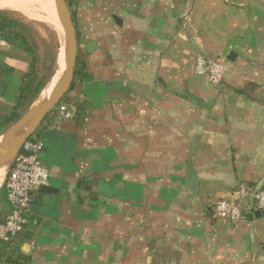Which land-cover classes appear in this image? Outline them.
<instances>
[{
  "label": "crops",
  "instance_id": "1",
  "mask_svg": "<svg viewBox=\"0 0 264 264\" xmlns=\"http://www.w3.org/2000/svg\"><path fill=\"white\" fill-rule=\"evenodd\" d=\"M72 1L88 76L69 95L83 120L49 112L36 129L49 183L9 252L21 264H264V212L212 216L264 178V0ZM201 53L223 60L221 86L196 74ZM32 63L0 31V135Z\"/></svg>",
  "mask_w": 264,
  "mask_h": 264
},
{
  "label": "built area",
  "instance_id": "2",
  "mask_svg": "<svg viewBox=\"0 0 264 264\" xmlns=\"http://www.w3.org/2000/svg\"><path fill=\"white\" fill-rule=\"evenodd\" d=\"M195 72L219 87L224 79V62L201 53L196 57ZM57 113L63 120L72 119L75 103L61 100ZM43 149L44 142L30 135L13 158L4 179L9 209L0 220V238L10 245H14L16 236L28 221L27 214L35 192L49 183V169L41 160ZM257 211L264 212V189L258 190L242 182L236 186L232 198H220L214 202L212 216L235 223L254 216Z\"/></svg>",
  "mask_w": 264,
  "mask_h": 264
},
{
  "label": "water",
  "instance_id": "3",
  "mask_svg": "<svg viewBox=\"0 0 264 264\" xmlns=\"http://www.w3.org/2000/svg\"><path fill=\"white\" fill-rule=\"evenodd\" d=\"M56 10L63 28L65 42L67 44L63 75L56 82L49 98L43 100L36 106L29 107L15 122H13L0 137V167L6 166L7 173L10 164L19 151L22 143L35 133L38 126L45 119L51 109L56 106L69 91L74 80L75 67L78 57V37L73 20L72 12L67 0H55ZM186 94L199 105L209 107L215 102V98L210 96L207 99L191 93L186 89ZM4 173V174H5ZM264 178L259 182L257 189H262ZM262 212L257 211L256 216H261Z\"/></svg>",
  "mask_w": 264,
  "mask_h": 264
},
{
  "label": "rangeland",
  "instance_id": "4",
  "mask_svg": "<svg viewBox=\"0 0 264 264\" xmlns=\"http://www.w3.org/2000/svg\"><path fill=\"white\" fill-rule=\"evenodd\" d=\"M21 1H24L25 3L19 2L20 4H18L21 5L20 7L16 4L13 7H4L5 9L0 8V11L17 19L27 26V29H24L23 33L28 36L27 40L29 46L34 50L36 58L34 72L39 76V78L46 82L43 87L44 89L49 82L52 81V77L55 75L58 64L62 59L60 56V49L63 39L65 40L64 33L61 35L63 28L60 23L58 13H56L57 10L55 9V0ZM69 7L72 12L74 5ZM39 94L35 97L31 106L37 102ZM57 105L54 106L51 111L55 112L59 116L57 113ZM24 112L18 111L19 116L17 117L19 118ZM31 136L38 138L36 133ZM5 171L6 169L2 173L0 188L4 185L3 178Z\"/></svg>",
  "mask_w": 264,
  "mask_h": 264
},
{
  "label": "trees",
  "instance_id": "5",
  "mask_svg": "<svg viewBox=\"0 0 264 264\" xmlns=\"http://www.w3.org/2000/svg\"><path fill=\"white\" fill-rule=\"evenodd\" d=\"M67 1H68L69 6H73L72 0H67ZM72 16L74 20L75 19V9H73L72 11ZM24 29H27V26L25 24L21 23L17 19L10 17L6 15L4 12L0 11V31L3 32V34L5 35V38L9 42L20 46L25 51L30 53L33 58V63L29 71L23 77V81H22L21 89H20L21 91L15 101V106H14L15 112L13 113L11 112V114L5 117L4 120L2 121L6 123V125L12 124L13 122L17 120L18 118L17 116H19L18 111L24 112L31 106L35 97L42 91L43 87L46 84V82L43 81L41 78H39V76L34 72L35 65H36V58L34 55V50L29 46V43L27 40L28 36H26L23 33ZM87 76L88 74H87L86 65L84 61L80 60V58H77L74 80L72 82V85L69 91L62 98V101H73L75 103L74 99L70 97L69 93L71 90H73L77 79L87 77ZM78 100L79 102H81L79 97L77 99V102ZM75 113H76L75 117L77 121L80 123L83 120V116H82L84 113L83 105L81 106L78 105ZM0 125H1V122H0ZM6 204H7L6 189L3 185L0 188V207H4ZM7 212L8 210L3 214V212L0 210V220H3V215H5ZM19 234L16 236L15 241L18 239ZM9 244H10L9 242L4 241L3 239L0 238V264H21V261L23 260L24 256L21 254L15 256L13 253H10Z\"/></svg>",
  "mask_w": 264,
  "mask_h": 264
},
{
  "label": "bare ground",
  "instance_id": "6",
  "mask_svg": "<svg viewBox=\"0 0 264 264\" xmlns=\"http://www.w3.org/2000/svg\"><path fill=\"white\" fill-rule=\"evenodd\" d=\"M28 1V0H25ZM37 1V0H36ZM19 2H24L21 0H0V8H4V7H13L16 4H18ZM25 3V2H24ZM20 4V3H19ZM18 4V5H19ZM21 5H19L20 7ZM56 9V6H55ZM57 13V12H56ZM58 17V16H57ZM55 19V17H54ZM53 19V20H54ZM55 22V20H54ZM63 34V32L61 33V35ZM66 48H67V44L65 42V40L63 39L62 41V45H61V49H60V56H61V62L58 64V68L56 70L55 75L52 77V81L49 82V84L41 91V93L39 94V97L37 98V102L34 103V105L32 106H36L39 103H41L43 100L47 99L50 97L54 86L56 84V82L58 81V79L63 75L64 70H65V63H64V57H65V52H66ZM3 139V137H0V141ZM6 166H2L0 167V180L2 179V173L4 172Z\"/></svg>",
  "mask_w": 264,
  "mask_h": 264
}]
</instances>
